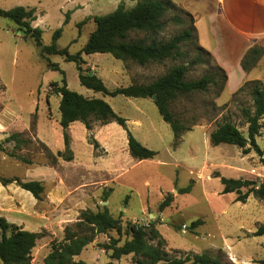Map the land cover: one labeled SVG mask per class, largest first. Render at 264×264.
<instances>
[{
  "label": "rangeland",
  "instance_id": "rangeland-1",
  "mask_svg": "<svg viewBox=\"0 0 264 264\" xmlns=\"http://www.w3.org/2000/svg\"><path fill=\"white\" fill-rule=\"evenodd\" d=\"M138 1L0 0V8L4 10L36 9L37 20L32 25L43 30V45L38 47L33 38L21 33L18 25L0 17V113L6 108L14 120L12 126L0 132H5L6 138L18 133L24 140H31L19 150L14 149L15 143L4 144L6 151H0V177L40 181L44 186L42 199L37 200L16 184L9 187L0 184V217L23 230L43 234L33 250L31 264H43L52 251V244L63 240L66 227L77 223L83 211L96 213L103 207L115 218H121L123 225L128 222L147 225L155 221L173 257L209 252L222 264H262L264 235L254 234L264 225V202L251 195L242 203L237 201L236 193L224 194L220 178L250 180L257 185L264 182V119L257 137L262 155L256 151L244 154L233 145L215 147L210 143L211 132L225 121L235 124L246 136L248 125L242 110L253 106L249 89L231 97L223 95L228 85L226 72L227 81L218 94L223 83L219 65L212 55L197 51V24L200 17L208 18L216 11L215 0H171L178 9L167 15V28L158 38L167 41L194 28L192 39L181 46L183 58L141 67L123 63L110 54H83L85 65L82 68L95 73L110 90L150 84L173 67L187 64L200 55L203 63L189 67L186 80L216 75L218 86H210L207 92L181 95L170 105L175 119L191 129L182 134L177 145H174L170 125L162 119L154 100L110 97L87 89L80 83L75 62L45 52V47L53 43L54 33L61 28L58 47L67 48L73 55L81 52L96 27L95 16L112 13L121 4L132 8ZM189 15L193 18L191 23ZM175 16L185 22H173ZM87 18L90 19L83 23ZM253 47L262 48L263 54L250 71L264 57V47ZM55 65L60 70L54 69ZM64 79L70 90L106 101L118 115L127 119L133 136L157 155L143 161L133 158L129 153L127 131L117 123L104 126L95 123L93 130L88 131L78 122L72 131H67L75 139L73 149L70 141V149L76 153L78 163L62 159L54 162L59 151L65 152V141L60 126L61 98L52 84H62ZM93 139L107 147L100 145L95 149L91 144ZM11 152L31 164L9 157ZM84 161H91L88 171L79 167ZM217 175L219 177H215ZM190 186V191L180 192ZM169 194L173 202L161 211L160 205ZM104 202L108 204L105 206ZM197 220H202L203 224L193 227ZM110 236L117 237V233L97 236L76 261L135 264L132 255L118 261L110 259L102 247ZM1 237L0 230V240Z\"/></svg>",
  "mask_w": 264,
  "mask_h": 264
},
{
  "label": "trees",
  "instance_id": "trees-1",
  "mask_svg": "<svg viewBox=\"0 0 264 264\" xmlns=\"http://www.w3.org/2000/svg\"><path fill=\"white\" fill-rule=\"evenodd\" d=\"M177 9L171 0H139L132 8H126L124 4H121L112 13L93 18L96 27L81 52L73 55L67 48L58 47L57 40L62 34V28L54 33L53 43L45 47V52L50 55L62 56L67 62H75L79 70L80 83L87 89L110 97L125 96L141 99L156 97L154 103L162 119L170 125L174 134V145H177L182 134L191 131V129L186 128L179 120L175 119L170 105L181 95L207 92L210 86H218L216 75H207L199 80H186L189 67L203 63L200 55L197 54L187 64L173 67L164 76L150 84H134L115 90L108 89L103 80L95 73L90 75L92 73L90 70L85 72L82 68L85 65L83 54H110L123 63H134L141 67L151 63L160 64L165 60L183 58L181 46L192 39L194 28L186 29L167 41L158 38L167 28V15ZM0 17L14 22L19 26L20 31H26L27 36L33 38L38 47L43 45V30L32 25L37 20L36 9L16 7L4 10L0 8ZM188 17L191 23L193 18L190 15ZM89 19L87 18L83 23ZM172 21L175 23L185 22L179 16L173 17ZM197 51L199 54L207 53L211 56L200 46L197 47ZM262 54V48L253 47L242 60L244 70L249 72L258 63ZM53 67L60 70L56 65ZM218 69L222 74L223 82L218 93L220 94L227 81V76L222 68L218 67ZM52 87L61 98L60 126L64 130L65 141V152L59 151L54 157V162L58 159L66 162L73 160L74 156L70 149V138L67 131L70 125L75 122L84 124L88 131L93 130L95 123H100L103 126L117 123L127 131L129 153L133 158L143 161L153 159L157 155V152L146 148L133 136L127 127V119L118 115L106 101L87 98L70 90L66 79L62 84H52ZM247 89L250 90L253 101L252 108L245 107L242 110V115L248 125L247 135L245 136L235 124L225 121L211 132L210 143L215 147L223 144L233 145L242 149L244 154L256 151L262 155L257 137L262 128L261 120L264 119V86L259 82H247L235 95ZM22 137L23 135L18 133L8 136L0 144V151H6L4 144L15 143L14 149L19 150L21 145L31 143V140H24ZM91 144L95 149L100 148V144L95 139ZM8 156L31 164L29 160L15 152L9 153ZM262 161L264 163V160ZM215 177H219V175ZM220 180L223 185V193H236L237 201L246 203L248 198L253 195L256 199L264 202V182L258 186L257 182L250 180L225 177H221ZM0 184L3 187L16 184L24 191L31 193L37 200L42 199L44 192V186L40 181L24 182L19 178L0 177ZM244 189L246 192H243ZM190 190L191 186L180 192L185 193ZM107 200L108 195L105 197V201ZM172 202L173 196L169 194L161 203L160 210L164 211ZM201 224L203 221L197 220L192 226L197 227ZM0 230L2 231L0 264H31L33 250L37 242L43 238V234L23 230L1 217ZM113 231L117 233V237L110 236L109 242L103 244L102 247L114 261L132 255L135 264H222L217 257L209 252L188 253L185 257L180 258L173 257L168 252L166 240L157 229L155 221H151L147 225L132 222L123 225L122 219L115 218L107 207H103V210L96 213L91 210L83 211L77 223L66 227L63 240L52 244V251L45 258L43 264H88L83 260L76 261V258L94 243L97 236L107 235ZM254 235L263 236L264 225L260 226Z\"/></svg>",
  "mask_w": 264,
  "mask_h": 264
},
{
  "label": "crops",
  "instance_id": "crops-1",
  "mask_svg": "<svg viewBox=\"0 0 264 264\" xmlns=\"http://www.w3.org/2000/svg\"><path fill=\"white\" fill-rule=\"evenodd\" d=\"M215 2L216 11L208 18L200 17L197 24L199 46L209 52L219 67L226 72L228 85L223 95L231 97L244 83L256 81L264 84V57L252 71L247 72L242 66V60L251 47L254 45L264 47V0H215ZM6 110L5 108L0 113V131L12 126L14 122ZM76 123L78 122L71 124L68 131H72ZM69 134L73 149L75 139L71 133ZM5 136V132H0V141L6 139ZM98 143L102 148L107 147ZM73 153L75 164L78 163V159L76 153ZM91 161L81 162L79 167L88 171L91 169ZM104 172L106 171H101Z\"/></svg>",
  "mask_w": 264,
  "mask_h": 264
},
{
  "label": "water",
  "instance_id": "water-1",
  "mask_svg": "<svg viewBox=\"0 0 264 264\" xmlns=\"http://www.w3.org/2000/svg\"><path fill=\"white\" fill-rule=\"evenodd\" d=\"M21 33L24 35V36H27V33H26V31H24V30H21ZM90 75H93V73H90ZM152 100H156V97H153V99ZM258 186H260V184H258ZM104 204H105V206L107 205V202H104Z\"/></svg>",
  "mask_w": 264,
  "mask_h": 264
}]
</instances>
